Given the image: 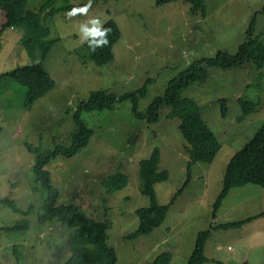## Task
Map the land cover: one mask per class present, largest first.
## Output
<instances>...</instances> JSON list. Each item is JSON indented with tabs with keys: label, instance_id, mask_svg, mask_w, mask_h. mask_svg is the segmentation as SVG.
I'll return each instance as SVG.
<instances>
[{
	"label": "rangeland",
	"instance_id": "1",
	"mask_svg": "<svg viewBox=\"0 0 264 264\" xmlns=\"http://www.w3.org/2000/svg\"><path fill=\"white\" fill-rule=\"evenodd\" d=\"M46 0H27L25 8L37 11ZM90 0H54L45 11L61 4ZM206 14L191 13L190 3L174 0L157 5L155 0H94L82 13L57 11L41 18L50 27L51 46L43 66L54 86L26 109L27 89L10 77L0 80V198L8 197L27 212L0 203V226L26 218L23 230H0V264H56L71 253L67 242L72 228L56 218L40 222L35 180L36 152L71 143L77 104L92 90L122 94L146 81L147 92L137 102L144 111L156 95L163 94L168 81L194 60L213 56L218 49L237 51L256 14L255 34L264 41V0H204ZM108 18H113L120 37L113 45L114 57L95 64L83 47ZM23 25L4 30L0 46V73L17 65L34 62L39 53L23 45ZM204 83L194 82L182 92L201 106L204 119L221 146L210 162L192 165L191 177L171 202L186 179L189 158L187 142L178 128V118L160 108L158 121L137 118L130 99L110 109L85 111L81 118L93 128L89 143L72 158L53 157L45 165L52 184L58 188L56 204H76L88 217L107 221V242L115 249L116 264H154L165 251L168 264H187L197 233L210 225L243 219L264 211V186L247 183L232 187L212 215V204L221 189L225 166L264 119V67L246 62L238 67H209ZM150 77L151 80H147ZM226 100L222 113L220 99ZM260 99L255 111L242 115L239 99ZM154 146L160 149L158 170L167 169L166 180L154 184L159 203L168 210L161 224L147 234L127 237L139 224L137 209L149 204L139 188V160ZM122 171L127 184L106 193L101 180ZM34 186V187H33ZM31 206V207H29ZM39 206V205H38ZM204 253L230 264H264V217H254L236 227L214 226ZM203 264H217L211 260Z\"/></svg>",
	"mask_w": 264,
	"mask_h": 264
},
{
	"label": "trees",
	"instance_id": "2",
	"mask_svg": "<svg viewBox=\"0 0 264 264\" xmlns=\"http://www.w3.org/2000/svg\"><path fill=\"white\" fill-rule=\"evenodd\" d=\"M27 0H0V46L3 32L8 27L23 25L25 36L22 43L31 52L37 47L39 56L34 62L17 65L16 67L0 73V80L3 77L15 79L27 89L25 106L30 108L36 99L45 95L53 86L54 80L50 73L43 66L51 46L57 37H51V30L48 25L42 22L41 18L52 16L57 11H72L89 4L81 2L77 4H61L48 11L44 10L52 4L54 0H46L41 3L37 11L26 9ZM174 0H155L157 5ZM190 3V12H201L206 14L204 0H186ZM81 13V12H76ZM256 14L252 16L245 33V39L237 48L235 53L218 49L213 56L202 57L194 60L177 75L172 77L165 88L163 94L156 95L144 111L137 110V102L140 97L147 92L146 81L133 91L116 94L107 90H92L88 97L81 100L74 111L75 128L71 132V143L67 146L58 144L52 150L38 151L29 143H25L30 152H36L33 163V173L37 184L44 191V197L38 192V204L36 207L42 212L38 215V221L46 222L56 218L60 223L72 228L69 232L67 242L71 253L67 259L56 264H116L117 256L115 249L107 242V221H96L88 217L76 204H56L59 190L51 182L50 171L45 165L51 158L61 155L63 158H72L78 151L85 147L93 134V128L86 124L81 118L85 111H101L110 109L117 102L130 99L133 103L132 111L137 118L146 119L148 122L158 121L160 118V108L167 106V115L178 118V128L182 137L186 140L189 158L186 165V179L171 198V202L182 192L191 177L192 165L198 161L210 162L218 152L221 143L214 131L204 119L201 106L196 99L182 94L183 90L194 82L204 83L209 76V67L230 68L238 67L246 62L253 63L257 68L264 67V41L255 34ZM102 35H90L84 42L83 47L88 51L89 58L97 65H104L114 57L113 45L120 37V29L113 18H108L98 28ZM147 80H151L150 77ZM222 113L226 111V100L220 99ZM242 115L255 111L260 104V99H239ZM160 159V149L154 146L150 154L139 160L140 190L149 199L147 206L139 207L136 211L139 224L138 227L127 237H135L138 234H147L155 227L159 226L166 216L167 204L157 201L154 184L168 178V170H158ZM127 174L117 171L100 182L106 193L121 189L127 184ZM247 183H254L264 186V119L260 126L244 143V145L231 155L227 162L222 186L213 204L212 215L215 217L216 211L234 186H243ZM34 187V186H33ZM7 203L12 209L27 212L28 209L20 208L13 199L0 198V203ZM39 205V206H38ZM31 207V206H29ZM264 217V211L243 219L228 221L220 224H211L221 227H236L251 220L254 217ZM29 226L26 218L13 225L0 226V230H23ZM210 228L202 229L197 233L194 247L187 264H203L211 260L217 264L224 263L215 258H208L204 253V245L210 235ZM170 252L160 253L154 260V264H168ZM246 264V263H242Z\"/></svg>",
	"mask_w": 264,
	"mask_h": 264
},
{
	"label": "clouds",
	"instance_id": "3",
	"mask_svg": "<svg viewBox=\"0 0 264 264\" xmlns=\"http://www.w3.org/2000/svg\"><path fill=\"white\" fill-rule=\"evenodd\" d=\"M87 10V6L79 8V9H73L70 14H75L76 12H85ZM91 35H102V33L98 32V30L94 27L90 30Z\"/></svg>",
	"mask_w": 264,
	"mask_h": 264
}]
</instances>
